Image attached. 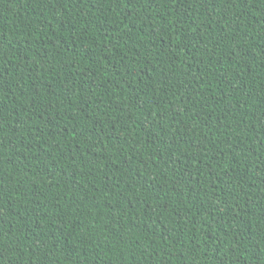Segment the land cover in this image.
I'll list each match as a JSON object with an SVG mask.
<instances>
[{"label": "trees", "instance_id": "obj_1", "mask_svg": "<svg viewBox=\"0 0 264 264\" xmlns=\"http://www.w3.org/2000/svg\"><path fill=\"white\" fill-rule=\"evenodd\" d=\"M0 264H264V0H0Z\"/></svg>", "mask_w": 264, "mask_h": 264}]
</instances>
